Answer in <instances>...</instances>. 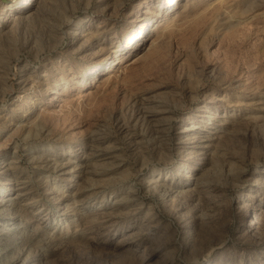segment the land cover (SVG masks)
<instances>
[{
	"label": "rangeland",
	"instance_id": "1",
	"mask_svg": "<svg viewBox=\"0 0 264 264\" xmlns=\"http://www.w3.org/2000/svg\"><path fill=\"white\" fill-rule=\"evenodd\" d=\"M0 264H264V0H0Z\"/></svg>",
	"mask_w": 264,
	"mask_h": 264
},
{
	"label": "bare ground",
	"instance_id": "2",
	"mask_svg": "<svg viewBox=\"0 0 264 264\" xmlns=\"http://www.w3.org/2000/svg\"><path fill=\"white\" fill-rule=\"evenodd\" d=\"M17 6H18V4L16 3V9H17ZM15 9V8H14ZM19 9H20V7H19ZM19 184V183H18ZM16 185V184H15ZM11 190V189H10Z\"/></svg>",
	"mask_w": 264,
	"mask_h": 264
}]
</instances>
